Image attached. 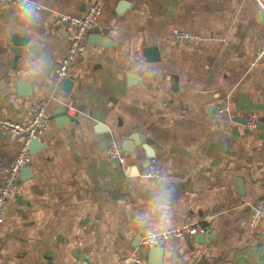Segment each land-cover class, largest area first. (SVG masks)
I'll return each mask as SVG.
<instances>
[{
    "label": "crops",
    "instance_id": "0c3cea01",
    "mask_svg": "<svg viewBox=\"0 0 264 264\" xmlns=\"http://www.w3.org/2000/svg\"><path fill=\"white\" fill-rule=\"evenodd\" d=\"M89 2L36 0L39 19L24 26L9 23L15 6L0 1V120L22 121L27 101H46L49 115L7 199L0 264H117L136 248L147 262L141 236L184 223L198 231L160 245V264H264V56L253 64L264 18L255 0H102L66 90L53 76L71 33L62 16ZM173 29L201 39L176 45ZM214 91L223 97L199 95ZM223 99L239 120L215 111ZM111 141L124 163L110 159ZM18 147L0 129V185ZM150 157L158 178L143 177ZM165 192L171 199L157 208Z\"/></svg>",
    "mask_w": 264,
    "mask_h": 264
},
{
    "label": "built area",
    "instance_id": "2783aa9c",
    "mask_svg": "<svg viewBox=\"0 0 264 264\" xmlns=\"http://www.w3.org/2000/svg\"><path fill=\"white\" fill-rule=\"evenodd\" d=\"M5 1L13 6L16 5V0H0ZM40 7V5L37 3ZM255 5L260 15L264 18V0H255ZM102 11V0H90L81 14H72L62 16V20L68 21L71 27L69 36L67 53L56 64L53 69L54 80L57 83L62 82L69 77L73 62L86 54L87 40L86 35L94 29ZM170 40L176 45L199 41L201 37L195 33L173 29L169 33ZM264 56V39L257 48L253 64ZM214 109L217 113L226 115L230 119L235 118L230 103L227 99L219 100ZM49 122L47 111V102L27 101L25 103V117L22 121L11 119L0 120V129L12 134L19 143L17 153L8 167L4 169L3 181L0 185V223L3 220V212L7 204V199L12 195L18 184L19 175L23 168L27 167L31 162V150L29 144L32 140L40 141ZM258 125V119L255 115L249 114L245 117L244 126L247 130L252 131ZM109 157L119 163L125 162V156L122 147L115 141H111L108 147ZM160 163L158 158L150 157L148 167L143 173L145 178H158L160 175ZM260 216V211H255L247 226L251 229L256 227ZM198 231L194 223H184L176 227H170L157 232L147 233L141 236L139 247L150 249L155 246H160L169 239L181 238L184 235L195 234ZM199 231L203 232V229ZM154 234V239L151 237ZM117 264H149L143 261L137 252V248L128 255L118 257Z\"/></svg>",
    "mask_w": 264,
    "mask_h": 264
},
{
    "label": "clouds",
    "instance_id": "9594fccd",
    "mask_svg": "<svg viewBox=\"0 0 264 264\" xmlns=\"http://www.w3.org/2000/svg\"><path fill=\"white\" fill-rule=\"evenodd\" d=\"M39 6L36 0H16V5L12 11L11 19L9 23H15L19 21L24 26H30L34 21L39 19ZM26 71L30 75H35L40 71L39 62H27ZM171 199V195L167 192L163 193L162 196L157 198V208L161 204H166L168 200ZM147 214H145L144 219H147ZM154 239V234L151 237Z\"/></svg>",
    "mask_w": 264,
    "mask_h": 264
},
{
    "label": "water",
    "instance_id": "95a60500",
    "mask_svg": "<svg viewBox=\"0 0 264 264\" xmlns=\"http://www.w3.org/2000/svg\"><path fill=\"white\" fill-rule=\"evenodd\" d=\"M97 40H98V42H102V41H99L100 39H98L97 37L93 38V41H97ZM22 42H24V39H22V37L17 36V35H15L13 37V44L16 45L17 47L21 46ZM19 51H20V49L19 48L16 49V47L13 49V52L15 54H18ZM146 52L149 53V56H151L153 59H158V53H157V49L155 47H150V48L146 49ZM130 77L135 78L134 74H132V73L130 74ZM62 85L64 86V89L67 90L72 85V79L69 78V77L65 78L62 81ZM214 92L215 93L210 92L208 94L207 93H201L199 95H200V97H203L206 101H213V100L215 101V100L220 99V98L223 97L222 96L223 95L222 92H219V91H214ZM64 112H65V110H64ZM66 117L69 118L68 115H66ZM235 119H237V118H234V120ZM237 120H239V119H237ZM243 120H245V119H243ZM61 121H64V120H61ZM40 144H41L40 142L32 140L30 142V144H29L31 152L35 148L39 147ZM146 149H148V148L146 147ZM152 154L153 153H151V152L148 153V155H152ZM23 171H24V168L22 169L21 173ZM161 254H162V247L161 246H155V247L150 248L148 250V260H147V262L149 264H160Z\"/></svg>",
    "mask_w": 264,
    "mask_h": 264
}]
</instances>
